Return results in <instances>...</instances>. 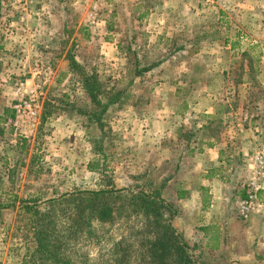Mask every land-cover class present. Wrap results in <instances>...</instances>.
Segmentation results:
<instances>
[{"label":"rangeland","instance_id":"1","mask_svg":"<svg viewBox=\"0 0 264 264\" xmlns=\"http://www.w3.org/2000/svg\"><path fill=\"white\" fill-rule=\"evenodd\" d=\"M263 8L264 0H0V57L13 50L10 58L17 70L9 73L7 80L13 89L12 104L18 97L19 83L25 79L31 82L35 67L49 64L54 68L50 50H62L68 67L72 61L86 74H95L103 100L111 96L118 98L102 113L101 128L87 131L83 161L89 163L83 168L77 166L81 159L76 156V147L73 150L69 147L68 153L58 147L54 150L55 146L46 138L42 117L45 108L50 109L47 101L51 95L47 91L49 83L46 85L38 134L31 142L16 140L19 147L14 156L21 163L17 166L16 161L15 167L10 168L13 172L9 182H0V264L33 263L34 245L29 213L24 207L26 202H35L42 208L49 198L98 189L110 182L116 188L144 190L149 187L161 192L162 186L153 183L157 168L150 167L144 173L142 153L140 149L134 150L140 146L142 127L133 120L123 122V128L116 129L114 115L123 116L131 105L140 110L139 102L133 100L145 95L162 93L188 98L200 90L202 93L206 90V79L211 76L207 64L217 67L216 74L220 77L219 68L226 56L219 54L221 50L233 53L264 50V43L257 45V39L238 23L252 18L253 11ZM188 50L195 51L190 56L195 64L193 77L202 82L201 86L194 87L195 92L175 84L179 78H186L182 71L172 67L177 62L188 61ZM206 50H217V55ZM25 54L29 63L22 67L20 59ZM80 77L78 69L73 71V78L78 82L75 88H61L59 93L73 90L72 100L79 99L80 106L72 112L87 122V114L98 112L99 108L90 103ZM157 82L161 85L156 86ZM60 98L65 102L68 97ZM178 104L170 107L173 110ZM73 138L71 144L75 146V134ZM97 155L103 161L101 172L91 169L95 167ZM168 166L165 165L164 171H170ZM117 225L112 230L116 236ZM88 244L91 257L98 256V246Z\"/></svg>","mask_w":264,"mask_h":264},{"label":"crops","instance_id":"2","mask_svg":"<svg viewBox=\"0 0 264 264\" xmlns=\"http://www.w3.org/2000/svg\"><path fill=\"white\" fill-rule=\"evenodd\" d=\"M252 13V18L238 23L257 39V45L263 44L264 8ZM210 51L217 55V50L206 53ZM12 52L0 57V182H9L13 172L10 168L15 167L16 161L17 166L21 163L14 156L19 146L9 126L13 89L7 80L9 73L17 71L10 58ZM194 53L188 50V61L172 67L182 71L187 79L186 83V79L179 78L175 84L195 92L194 87L202 82L193 77L195 64L190 56ZM49 54L53 58L54 78L47 88L51 93L47 101L50 109L45 108L43 113V130L54 150L58 147L68 153L69 147H76V156L81 159L77 166L84 168L89 163L83 161L87 131L95 132L101 126L72 112L79 110L80 100H72L73 90L59 91L74 89L78 82L62 50H50ZM219 54H226L219 68L221 78L216 74L217 67L207 64L211 76L202 93L200 90L188 98L162 93L135 98L133 102H139L141 109L131 105L123 116L116 113L112 123L121 129L123 122L136 120L142 127L140 146L134 145V150L142 153L144 173L150 167L157 168L153 183L162 186V198L173 204L172 225L192 247L195 264H264V185L249 219L242 221L237 212L251 154L264 146V50H221ZM168 66L167 63L164 68ZM61 96L68 98L63 102ZM177 102L172 110L170 106ZM137 122L134 121L136 125ZM74 134L76 144L72 146ZM94 157L99 161L98 155ZM165 165H169V172L164 171Z\"/></svg>","mask_w":264,"mask_h":264},{"label":"trees","instance_id":"3","mask_svg":"<svg viewBox=\"0 0 264 264\" xmlns=\"http://www.w3.org/2000/svg\"><path fill=\"white\" fill-rule=\"evenodd\" d=\"M70 67L78 69L81 87L99 108L87 114L88 120L102 126V113L118 98L103 100L96 75L72 61ZM91 169L101 172L100 162ZM24 207L34 245L32 264H195L192 247L172 225L173 204L155 188H116L110 182L49 198L42 208L35 202ZM89 242L100 251L94 258Z\"/></svg>","mask_w":264,"mask_h":264},{"label":"built area","instance_id":"4","mask_svg":"<svg viewBox=\"0 0 264 264\" xmlns=\"http://www.w3.org/2000/svg\"><path fill=\"white\" fill-rule=\"evenodd\" d=\"M29 57H21L20 64L27 67ZM54 68L51 65H38L31 73V82L25 79L17 88L18 97L12 104L13 115L9 121L13 140L31 142L35 140L43 110V90L52 80ZM264 185V146L251 154L248 175L244 181V196L238 203V217L247 221L256 210L259 193Z\"/></svg>","mask_w":264,"mask_h":264}]
</instances>
